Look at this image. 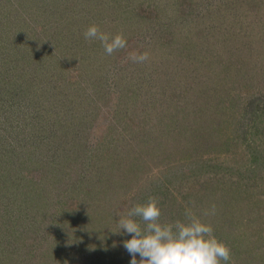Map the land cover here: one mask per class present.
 I'll use <instances>...</instances> for the list:
<instances>
[{
  "label": "rangeland",
  "instance_id": "1",
  "mask_svg": "<svg viewBox=\"0 0 264 264\" xmlns=\"http://www.w3.org/2000/svg\"><path fill=\"white\" fill-rule=\"evenodd\" d=\"M223 3L0 0V32L31 50L0 92V264H130L131 235L114 232L149 197L161 222L191 209L210 223L228 264H264V198H246L264 195V172L239 167L245 105L264 99L251 81L264 78V0ZM93 23L127 47L107 55L84 37Z\"/></svg>",
  "mask_w": 264,
  "mask_h": 264
},
{
  "label": "clouds",
  "instance_id": "2",
  "mask_svg": "<svg viewBox=\"0 0 264 264\" xmlns=\"http://www.w3.org/2000/svg\"><path fill=\"white\" fill-rule=\"evenodd\" d=\"M86 40L101 41L107 55L127 47L123 33L113 37L100 31L93 23L84 32ZM133 62H144L148 53L129 54ZM204 212V215L214 214ZM161 207L156 197L147 202L136 204L119 215L121 230L131 235L123 241V246L131 255L130 264H228L231 261V249L214 235L213 226L204 222L191 209L185 210V219L175 222H161ZM143 223V227L141 226ZM137 255L140 259L137 260Z\"/></svg>",
  "mask_w": 264,
  "mask_h": 264
},
{
  "label": "trees",
  "instance_id": "3",
  "mask_svg": "<svg viewBox=\"0 0 264 264\" xmlns=\"http://www.w3.org/2000/svg\"><path fill=\"white\" fill-rule=\"evenodd\" d=\"M209 0H203L204 3H208ZM234 2V0H232ZM210 3L214 4L213 10L215 11V14L221 13L223 11H227L230 9L229 4L223 3V0H210ZM222 4V5H221ZM43 12L46 10H42ZM211 17V16H209ZM1 30V28H0ZM14 36V35H13ZM13 39H10V37L4 33L0 32V50L4 48V52L2 51V55L0 57V92L3 91L2 88L9 83L13 82L14 79H19L22 77V73L24 69H28V66L25 65V68L22 66L23 59L27 56V54H23V50L26 51V53L29 54L31 51L29 49V44L27 45L26 42H23L22 39L19 40V38L16 39L14 42ZM225 41V40H224ZM11 47V50L9 48ZM18 48V49H16ZM34 50L35 48L32 47ZM11 51V52H10ZM36 52V51H35ZM13 53V54H12ZM33 54V53H32ZM34 69V73L38 71L36 68H30ZM254 77L251 78L252 84L259 85L261 82L264 81V78L257 79L256 74L252 75ZM34 80V79H32ZM245 112L251 110L253 113L252 125H251V137L250 140H245L244 142H241V148L244 150L248 160L246 164H243L239 166L243 172L254 174V172L258 170H262L264 172V130H260V123H264V99L256 97V95L253 96L245 105L244 108ZM251 119V118H250ZM257 120V123H255ZM255 123V124H254ZM259 124V125H258ZM219 169L221 170V166H214L213 169ZM201 170H195L196 173ZM219 183L217 181L213 182ZM236 184L239 186L240 184L238 182H230L228 183L227 187L228 189H231L234 191L236 189ZM258 185H261L259 183ZM226 186V185H225ZM241 185L239 189H241ZM243 188V187H242ZM255 188V187H254ZM250 188L252 190L248 196L246 197L247 200L256 201L257 199H263L264 195L259 194L256 189ZM227 189V190H228ZM248 189V188H247ZM238 190V189H237ZM249 198V199H248ZM234 199L229 198V201H232ZM28 203V202H25ZM222 203H227L222 198ZM88 243H90V239H88Z\"/></svg>",
  "mask_w": 264,
  "mask_h": 264
}]
</instances>
